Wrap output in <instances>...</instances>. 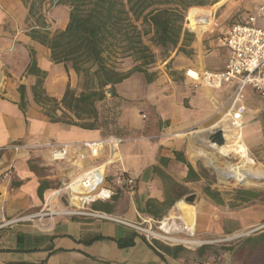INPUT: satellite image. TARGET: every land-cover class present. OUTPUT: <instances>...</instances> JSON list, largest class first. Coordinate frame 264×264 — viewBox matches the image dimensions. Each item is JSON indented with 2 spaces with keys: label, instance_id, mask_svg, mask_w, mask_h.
Listing matches in <instances>:
<instances>
[{
  "label": "crops",
  "instance_id": "obj_1",
  "mask_svg": "<svg viewBox=\"0 0 264 264\" xmlns=\"http://www.w3.org/2000/svg\"><path fill=\"white\" fill-rule=\"evenodd\" d=\"M206 1L207 5L195 7L204 11L186 15L190 24L201 30L199 33L184 25L194 34L187 48L189 54L175 51L162 59L160 72L150 83L134 74L115 86L116 94L133 103L144 121L134 119L133 135L118 148L120 163L111 166L107 175L113 182L124 170L135 187L131 192L122 189L111 201L96 204L106 209L98 212L129 223L180 218L192 225L194 233L197 228L199 235L202 204H208L212 211L206 218L227 234L254 228L246 242V262L250 264L251 258L252 264H264V252L258 255L264 251V243L256 245L264 240V210L253 206L252 217L243 219L228 209L230 203L240 204L235 196L221 194L224 205L218 206L201 194V168L206 169L201 163L202 152L207 153L210 133L222 127V119L228 141L230 121L223 106L234 84L210 90L196 87L187 77V72L202 75L222 71L229 55L222 46L224 31L263 6L264 0ZM27 15L21 1L0 0V264H240L232 252L207 259L187 251L173 256L159 244L172 246L148 242L139 232L110 220L39 215L51 190L104 163L107 151L92 158L86 150L73 146L64 161L51 162L50 144H78L104 137L98 130L50 123L35 103L32 89L37 76L27 74L32 58L36 68L45 73L42 88L50 98L59 101L66 87L74 89L78 79L71 69L51 62L50 51L31 39ZM45 21L50 28V20L45 17ZM67 23L68 13L60 31ZM256 26L264 27V13ZM20 86L24 88V112L20 108ZM243 106L244 113L233 124L225 155L238 157L237 151L243 146L245 158L264 171V101L247 87ZM191 194L196 195L195 206L184 201ZM261 199L262 195L249 203L257 204Z\"/></svg>",
  "mask_w": 264,
  "mask_h": 264
},
{
  "label": "trees",
  "instance_id": "obj_2",
  "mask_svg": "<svg viewBox=\"0 0 264 264\" xmlns=\"http://www.w3.org/2000/svg\"><path fill=\"white\" fill-rule=\"evenodd\" d=\"M27 8L28 32L31 39L50 51L54 64H63L77 76V86H69L58 101L45 95L42 88L45 73L36 68L32 58L27 74L37 76L32 89L35 103L42 109L50 123L64 124L83 130H98L99 113L97 104L106 100V92L111 90L115 98V86L134 74H142L147 83L155 76L148 68L155 63L153 50L165 58L176 53L189 54L187 48L194 41V34L185 28V14L201 12L199 8L208 4L206 0H19ZM64 4L70 8L68 23L64 30L49 32L42 9L47 4ZM187 12V13H186ZM189 26L193 27L187 16ZM197 32L201 30L193 27ZM192 30V29H191ZM120 48L122 57L130 59L133 65L127 71L116 67V49ZM20 108L25 111L24 88L19 87ZM60 113V115H58ZM179 160L183 161L181 158ZM188 173L192 168L187 165ZM42 187H39L41 195ZM203 194L218 206L224 205L220 192L209 186ZM235 200L240 204L258 199L261 194L252 190L238 189ZM95 211L106 209L92 205ZM155 243H158L155 241ZM264 240H259L261 246ZM255 245V246H256ZM256 246V247H257ZM159 248L177 256L185 252L182 246ZM209 249L202 246L197 250L203 256ZM230 252V248H222ZM259 251L258 255L261 256Z\"/></svg>",
  "mask_w": 264,
  "mask_h": 264
},
{
  "label": "built area",
  "instance_id": "obj_3",
  "mask_svg": "<svg viewBox=\"0 0 264 264\" xmlns=\"http://www.w3.org/2000/svg\"><path fill=\"white\" fill-rule=\"evenodd\" d=\"M263 13L264 5L256 8L243 21L226 28L222 46L228 49L229 55L222 71L205 72L202 75L193 73L194 76L187 72V77L198 88L220 90L228 84H234V89L223 107L227 108L229 121L235 124L240 121L244 113L245 88L255 90L264 101V27L256 26L257 19ZM124 141L122 138L108 136L78 144L48 145L50 160L53 163L64 161L67 150L73 146L86 150L92 158H98L105 149L107 160L91 166L61 188L51 190L44 198L43 209L39 215L110 220L139 232L148 242L159 240L154 235L156 233L152 229V223L159 225L160 222L145 220L140 224L129 223L92 209L93 204L111 201L117 187L126 188L130 192L135 187V181L124 170L119 172L113 182L107 175L111 166L120 163L118 148ZM143 225L148 227L144 228ZM158 228L157 230L165 235Z\"/></svg>",
  "mask_w": 264,
  "mask_h": 264
},
{
  "label": "rangeland",
  "instance_id": "obj_4",
  "mask_svg": "<svg viewBox=\"0 0 264 264\" xmlns=\"http://www.w3.org/2000/svg\"><path fill=\"white\" fill-rule=\"evenodd\" d=\"M69 11V7H67L64 4L55 5V4H47L43 7L42 13L48 20H50L48 30L49 32H55L60 31L63 27V21L65 20V17ZM187 13V12H186ZM185 24L188 26V22L186 19L185 14ZM156 56L155 63L150 66L147 70L149 73L157 74V72H160L159 62L164 59V57L159 53V51L153 50ZM116 56H113L115 59L116 67L120 70H126L129 69L133 62L130 59H125L122 57L121 49H116ZM143 78V81L145 80V77L140 74ZM141 82V81H138ZM146 82V80H145ZM78 83V82H77ZM136 85L139 83H135ZM117 89H115L116 94ZM97 109L99 113V121L97 122V125L101 127V135L102 137H108V136H114L122 139H126L127 137H130L133 135V123L134 119L137 118L138 122H143L144 119H142L140 116L142 115L141 112H136L133 106V103L128 102L124 100L121 96L116 94L115 98L109 97L106 94V100L102 103L97 104ZM60 115V113H58ZM136 116V117H135ZM207 153L202 152L203 157H201V163L206 166V169L201 168V177L203 182L201 183V194H203L202 190L203 188L209 186L212 190H216L220 192L222 195H233L235 196V191L238 189H244V190H252L259 192L262 195V199L259 203H245V204H235L230 203L229 210L236 212L238 217H241L243 219H250L252 215L254 214L251 210V207L253 206H259L256 207V210L263 211L264 210V180L260 181L259 183H254L250 181L245 180H230L227 178V175L230 173L226 167L228 165H234L243 167V162L245 159V155L243 152L239 154L241 157L238 158L236 156H228L225 155L224 157H221L218 155V153L214 152L210 148H206ZM228 156V157H227ZM257 166V167H256ZM254 167L259 168L261 171L262 168L260 165H254ZM218 169V171L216 170ZM264 172V171H263ZM254 184V185H253ZM62 186H56L54 189H59ZM53 189V190H54ZM122 189L126 188H118L116 189V194L120 192ZM115 194V196H116ZM62 201H64L62 199ZM64 206L66 204L63 202ZM196 202L193 204H189L191 206H195ZM212 211V207L208 204H202V212H201V235L198 234L197 228L192 237L187 236L185 232H181L178 234L171 235L172 238L177 240H190L193 242L200 243L198 246L190 247L185 246L181 243H171L168 241L163 240H157L158 243L166 244L172 247L176 246H182L187 252H197L199 248L202 246H208L209 249L205 252V254L201 257L202 259H207L211 255H218V254H230L231 252L234 253L236 258L239 260L240 264H248L246 262L245 257V249H246V242L249 236H251V232L254 230V228L249 229H243L238 234H227V232L221 230L219 227V224L215 223L212 220L207 219V215L210 216ZM223 212H225V208L223 209ZM177 214H174V217H177ZM163 219L158 220V222H161ZM156 222V221H155ZM178 227L182 228V224L179 220L175 221ZM262 222L264 224V218L262 219ZM144 228L148 227L147 225H143ZM159 225L157 223H152V229L156 234L163 235L160 233L157 228ZM240 236L238 238H234ZM155 242V241H153ZM222 248H230V252H224ZM250 264L251 262V258Z\"/></svg>",
  "mask_w": 264,
  "mask_h": 264
},
{
  "label": "bare ground",
  "instance_id": "obj_5",
  "mask_svg": "<svg viewBox=\"0 0 264 264\" xmlns=\"http://www.w3.org/2000/svg\"><path fill=\"white\" fill-rule=\"evenodd\" d=\"M191 75L194 76L193 73H191ZM222 121H223L222 129H223V136H224L225 143L219 150H216L214 152L218 153L219 156L224 157L226 152H227L226 150H229L226 147V145H227V142L228 143L230 142L229 135L232 132V130L234 128L233 124H235V123H232L230 121V127H229V130H228V133H227V138H228V141H227V139L225 137L227 126L224 123L225 119H222ZM237 132H238V128H237ZM230 151L228 153H230ZM237 152L239 154H241V152L245 153V148L243 146H241ZM242 166H244V169H243V167H239V166L236 167L234 165H228L226 167V169L230 173L227 175V178H229L230 180H237V181L245 180V181H250V182H254V183H259L261 180L262 181L264 180V172L261 171L259 168H256L257 166L254 167V163L249 157H246L244 159V162H243ZM216 170L218 171V169H216ZM176 220H179L181 222V224L183 226L182 228L178 227V225L175 222ZM159 225H160V227L158 229L160 231H162L163 233H165V235L154 234L155 237L157 239H159V240L168 241V242H171V243H181V244H183L185 246H190V247H195V246H198L200 244L198 242H193V241H190V240H177V239H174V238L171 237V235L178 234V233H181V232H185V234L187 236H190V237H192L194 235V232H193V229H192V225L186 223L185 221H183L180 218H171V217L170 218H165L159 223Z\"/></svg>",
  "mask_w": 264,
  "mask_h": 264
},
{
  "label": "water",
  "instance_id": "obj_6",
  "mask_svg": "<svg viewBox=\"0 0 264 264\" xmlns=\"http://www.w3.org/2000/svg\"><path fill=\"white\" fill-rule=\"evenodd\" d=\"M70 10V8H69ZM106 94L109 97L113 96V92L111 90H108ZM209 142V148L213 151L219 150L225 143L224 136H223V129L222 127H217L214 130L211 131L210 136L208 138ZM196 195L191 194L188 197L185 198V202L188 204H193L195 202ZM264 227V226H263Z\"/></svg>",
  "mask_w": 264,
  "mask_h": 264
}]
</instances>
